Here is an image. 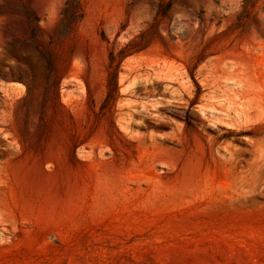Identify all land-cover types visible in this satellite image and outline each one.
Returning a JSON list of instances; mask_svg holds the SVG:
<instances>
[{"label": "rangeland", "instance_id": "rangeland-1", "mask_svg": "<svg viewBox=\"0 0 264 264\" xmlns=\"http://www.w3.org/2000/svg\"><path fill=\"white\" fill-rule=\"evenodd\" d=\"M0 228V264H264V0H0Z\"/></svg>", "mask_w": 264, "mask_h": 264}, {"label": "trees", "instance_id": "trees-1", "mask_svg": "<svg viewBox=\"0 0 264 264\" xmlns=\"http://www.w3.org/2000/svg\"><path fill=\"white\" fill-rule=\"evenodd\" d=\"M125 57H126V56H125L124 53H122V54L120 55V61H119V63H118V66L121 65V63H122V61H123V59H124ZM114 62H116V58L112 55V56H111V64H113ZM111 67H112V66H111ZM110 75H111V76H110V79H109V85H110V86H113V85H114V87H117V72L111 73Z\"/></svg>", "mask_w": 264, "mask_h": 264}, {"label": "bare ground", "instance_id": "bare-ground-1", "mask_svg": "<svg viewBox=\"0 0 264 264\" xmlns=\"http://www.w3.org/2000/svg\"><path fill=\"white\" fill-rule=\"evenodd\" d=\"M6 237V230L4 228H0V238Z\"/></svg>", "mask_w": 264, "mask_h": 264}]
</instances>
